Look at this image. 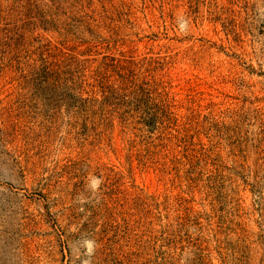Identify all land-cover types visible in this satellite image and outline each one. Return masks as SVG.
Here are the masks:
<instances>
[{
    "label": "rangeland",
    "instance_id": "374dc122",
    "mask_svg": "<svg viewBox=\"0 0 264 264\" xmlns=\"http://www.w3.org/2000/svg\"><path fill=\"white\" fill-rule=\"evenodd\" d=\"M0 264H264V0H0Z\"/></svg>",
    "mask_w": 264,
    "mask_h": 264
},
{
    "label": "trees",
    "instance_id": "16d2710c",
    "mask_svg": "<svg viewBox=\"0 0 264 264\" xmlns=\"http://www.w3.org/2000/svg\"><path fill=\"white\" fill-rule=\"evenodd\" d=\"M99 75H97V77H98ZM94 80L95 81H98L99 83H101V84H104V76L103 77H101L100 79L98 78H95L94 77ZM106 89V88H105ZM147 89V90H146ZM136 91H137V93H142V94H149V93H151V92H155V91H151V89L150 88H142V87H138V88H136L135 89ZM104 91H106L105 93H110L111 94V96H113L114 97V94H115V92H116V90L115 89H112V88H107L106 90H104ZM164 94H166V93H159V95H161V96H163ZM166 96L168 97V93L166 94ZM106 98V97H105ZM161 102H162V100H160ZM162 107H163V110L165 111V113L166 112H168V113H171L169 110H170V105H168L167 104V102H163L162 103V105H161ZM170 119V118H169ZM153 123H151L150 124V122H146L147 123V125L150 127V129H153L159 122H158V120L156 119V120H154V121H152ZM162 122V121H161ZM146 123H145V125H146ZM183 131H185V129L183 128L182 129ZM178 132H180L181 133V131L179 130Z\"/></svg>",
    "mask_w": 264,
    "mask_h": 264
}]
</instances>
